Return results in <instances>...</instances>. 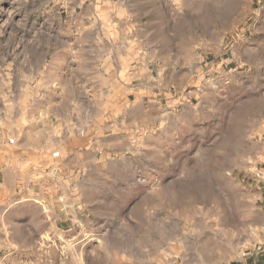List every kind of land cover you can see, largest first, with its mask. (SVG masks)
I'll use <instances>...</instances> for the list:
<instances>
[{"label":"rangeland","instance_id":"rangeland-1","mask_svg":"<svg viewBox=\"0 0 264 264\" xmlns=\"http://www.w3.org/2000/svg\"><path fill=\"white\" fill-rule=\"evenodd\" d=\"M111 1L0 0V264H264V0Z\"/></svg>","mask_w":264,"mask_h":264},{"label":"crops","instance_id":"crops-1","mask_svg":"<svg viewBox=\"0 0 264 264\" xmlns=\"http://www.w3.org/2000/svg\"><path fill=\"white\" fill-rule=\"evenodd\" d=\"M37 3L40 2H51L52 10L54 14L63 16L64 13L69 12L71 4H79L80 7L79 12L82 14V0H35ZM132 0H127V2H131ZM91 2H95V6H98L97 3H112L111 0H91ZM57 11V12H56ZM98 12V10H97ZM58 30V29H57ZM53 32L54 38L58 40V37L61 35L63 39H67L69 42V32L65 29L61 28L58 31ZM116 31V30H115ZM67 36V37H65ZM83 36V37H82ZM130 37L133 38V33L130 34ZM127 38H129V34H127ZM71 41V39H70ZM65 42H59L58 46H55L54 50H63L65 49ZM77 47L79 50L86 52L84 57L85 61H87L83 66H94V67H102L106 65V60L100 58L102 56L98 55V51H101L104 48H107L110 52V60L108 65H117L120 66L119 59L117 56V52L119 50V37L118 34L110 31V32H102L100 29L92 28L86 29L84 31L81 30L80 38L76 41ZM117 72V69H116ZM21 196L24 199L30 197L29 200H24L18 202L14 205H10L7 201L8 199L5 195H0V218L2 220V225L7 228L10 226L8 220L13 218L12 211H20V214L17 216L18 222H26L27 220L31 221V226L37 227L40 231L49 226H53L54 224V210L55 208L50 205L44 198L40 197L38 192L31 191L30 195L27 193L21 192ZM41 231V232H42Z\"/></svg>","mask_w":264,"mask_h":264}]
</instances>
